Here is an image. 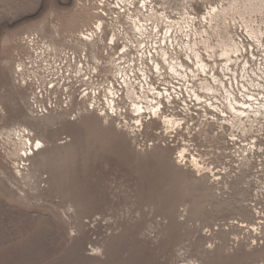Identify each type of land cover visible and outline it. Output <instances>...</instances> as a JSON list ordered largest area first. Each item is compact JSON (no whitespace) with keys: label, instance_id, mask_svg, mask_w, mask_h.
I'll return each instance as SVG.
<instances>
[{"label":"rangeland","instance_id":"374dc122","mask_svg":"<svg viewBox=\"0 0 264 264\" xmlns=\"http://www.w3.org/2000/svg\"><path fill=\"white\" fill-rule=\"evenodd\" d=\"M85 1L0 0V264H264V219L238 182L224 192L94 112L32 116L14 78L18 38L85 46ZM220 1L264 27L247 0H195V12Z\"/></svg>","mask_w":264,"mask_h":264},{"label":"built area","instance_id":"2783aa9c","mask_svg":"<svg viewBox=\"0 0 264 264\" xmlns=\"http://www.w3.org/2000/svg\"><path fill=\"white\" fill-rule=\"evenodd\" d=\"M194 2L86 0L94 20L76 35L85 46L54 47L24 33L14 78L29 90L33 117L63 112L74 121L96 111L117 119L139 149L172 148L179 165L224 192L238 182L260 224L264 27L222 1L201 12Z\"/></svg>","mask_w":264,"mask_h":264},{"label":"bare ground","instance_id":"6f19581e","mask_svg":"<svg viewBox=\"0 0 264 264\" xmlns=\"http://www.w3.org/2000/svg\"><path fill=\"white\" fill-rule=\"evenodd\" d=\"M246 2H249L250 3V6L248 5L247 6V10L248 11H253V12H255L256 10H263V9H261V8H263L264 7V0H247ZM248 4V3H247ZM229 9H231V8H229ZM245 13V12H244ZM241 14V13H240ZM243 14V13H242ZM252 31L254 32V33H256V34H258V33H260V32H258V31H255L253 28H252ZM44 40V39H43ZM46 41V40H45ZM47 42V41H46ZM48 43V42H47ZM50 45H52L51 43H49ZM52 46H54V45H52ZM55 47V46H54ZM87 111H90V110H87ZM90 112H94V113H96L97 115H99L100 117H104V118H106V119H108V120H111V121H113V122H115V124H116V126L120 129V130H122L120 127H119V125H118V121H117V119H114V118H110L109 116H107V115H105V116H103V115H100V114H98L96 111H90ZM60 113V112H59ZM80 113H82L81 111H79L78 113H77V115H79ZM128 133V132H127ZM130 136H131V134L130 133H128ZM25 141V140H24ZM132 141H133V143H135V141H134V139H132ZM38 144H41L40 142L38 143ZM29 146V145H28ZM159 146H161V145H159ZM138 149H139V147L138 146H136ZM151 149H153L152 147L151 148H149V147H147V146H145L144 147V149H142V150H151ZM141 150V149H140ZM34 152V151H33ZM184 153H185V151H184ZM28 157V156H27ZM177 162V161H176ZM178 164H179V162H177ZM214 184V183H213Z\"/></svg>","mask_w":264,"mask_h":264}]
</instances>
